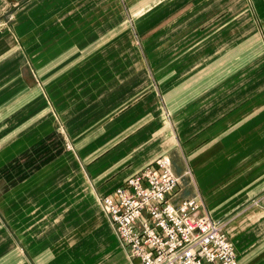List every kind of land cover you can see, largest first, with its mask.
Returning <instances> with one entry per match:
<instances>
[{
    "label": "crops",
    "instance_id": "0c3cea01",
    "mask_svg": "<svg viewBox=\"0 0 264 264\" xmlns=\"http://www.w3.org/2000/svg\"><path fill=\"white\" fill-rule=\"evenodd\" d=\"M160 157L264 264V0H0V264H140L97 198Z\"/></svg>",
    "mask_w": 264,
    "mask_h": 264
},
{
    "label": "built area",
    "instance_id": "2783aa9c",
    "mask_svg": "<svg viewBox=\"0 0 264 264\" xmlns=\"http://www.w3.org/2000/svg\"><path fill=\"white\" fill-rule=\"evenodd\" d=\"M178 178L160 157L126 179L99 205L121 244L140 264H240L222 227L200 200L175 205Z\"/></svg>",
    "mask_w": 264,
    "mask_h": 264
},
{
    "label": "rangeland",
    "instance_id": "374dc122",
    "mask_svg": "<svg viewBox=\"0 0 264 264\" xmlns=\"http://www.w3.org/2000/svg\"><path fill=\"white\" fill-rule=\"evenodd\" d=\"M67 148V147H66ZM99 198H100V196L97 198V203H98V205H99ZM100 206V205H99ZM102 210V209H101Z\"/></svg>",
    "mask_w": 264,
    "mask_h": 264
}]
</instances>
